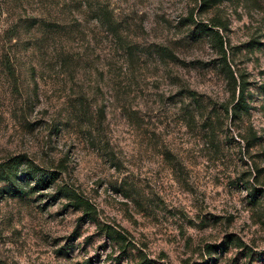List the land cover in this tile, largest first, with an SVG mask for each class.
I'll list each match as a JSON object with an SVG mask.
<instances>
[{"label":"rangeland","instance_id":"rangeland-1","mask_svg":"<svg viewBox=\"0 0 264 264\" xmlns=\"http://www.w3.org/2000/svg\"><path fill=\"white\" fill-rule=\"evenodd\" d=\"M190 17L221 25L239 120ZM18 156L55 180H0V264H264V0H0V165Z\"/></svg>","mask_w":264,"mask_h":264},{"label":"trees","instance_id":"trees-1","mask_svg":"<svg viewBox=\"0 0 264 264\" xmlns=\"http://www.w3.org/2000/svg\"><path fill=\"white\" fill-rule=\"evenodd\" d=\"M194 1H199L202 7H206L209 5L210 0ZM187 22L188 26H193V29L188 33V36L191 39L197 40L200 37L210 38L218 49L219 54L221 55V63L219 64L220 70L223 73L224 77L227 79V82L231 89V102L225 107V113H230V118L233 120L241 119V117L249 114L250 110L246 94L245 82L243 81L242 75H238L237 77V75L231 70L230 65L226 61L225 52L223 49V38L218 32L221 25L216 21H212L208 24L196 22L192 20L191 17L187 20ZM52 24L58 27V23L56 21H54ZM9 68L11 69V67ZM256 140H258V138H256L255 136H251L250 139L246 141L247 147H252L253 144L250 142ZM20 175L24 179L19 178ZM0 180L9 182L11 188L15 186L16 182H34V186L30 187L29 190L35 191L42 186L52 184V182H54L55 180V174L52 173L47 179H44L42 171H39V169L32 166V164L25 157L18 156L0 165ZM60 194H65L64 196H68V193H64L62 190H60ZM249 196L252 198V202H254V199H256L257 196V190L251 189ZM106 234L111 237L116 235L115 232H107Z\"/></svg>","mask_w":264,"mask_h":264}]
</instances>
